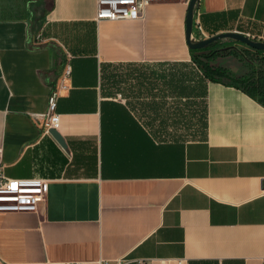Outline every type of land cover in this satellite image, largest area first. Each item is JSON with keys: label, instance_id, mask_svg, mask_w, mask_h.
Segmentation results:
<instances>
[{"label": "crops", "instance_id": "1", "mask_svg": "<svg viewBox=\"0 0 264 264\" xmlns=\"http://www.w3.org/2000/svg\"><path fill=\"white\" fill-rule=\"evenodd\" d=\"M32 4L0 15V160L46 180L48 199L0 213V264H264V106L203 80L188 4L119 21H97V0ZM226 32L264 42V0H198L194 39ZM183 65L203 87L202 133L161 139L156 125L197 117ZM52 93L66 148L44 128Z\"/></svg>", "mask_w": 264, "mask_h": 264}, {"label": "built area", "instance_id": "2", "mask_svg": "<svg viewBox=\"0 0 264 264\" xmlns=\"http://www.w3.org/2000/svg\"><path fill=\"white\" fill-rule=\"evenodd\" d=\"M190 0H97V21H119L140 19L145 8L154 3ZM70 69L67 68L66 75ZM57 94L48 98L45 130L57 129L59 115L56 113ZM4 165L0 160V213H37L48 199V182L38 178L14 179L3 174Z\"/></svg>", "mask_w": 264, "mask_h": 264}, {"label": "trees", "instance_id": "3", "mask_svg": "<svg viewBox=\"0 0 264 264\" xmlns=\"http://www.w3.org/2000/svg\"><path fill=\"white\" fill-rule=\"evenodd\" d=\"M43 1L44 13L47 14L53 8L54 0ZM253 40L256 41L255 39ZM231 43L241 46L243 50L241 52L235 49L229 50L227 47ZM190 52L192 61L198 68L204 81L234 87L264 106V51L250 48L233 39H221L202 49L190 50ZM245 52L261 59L263 67L251 69L244 75H236L229 68L217 63L219 58L231 55L238 57L243 62L245 57L248 56V54H244Z\"/></svg>", "mask_w": 264, "mask_h": 264}, {"label": "rangeland", "instance_id": "4", "mask_svg": "<svg viewBox=\"0 0 264 264\" xmlns=\"http://www.w3.org/2000/svg\"><path fill=\"white\" fill-rule=\"evenodd\" d=\"M32 2L33 4L29 6V10L32 11V13H34V15H37V12L39 13L38 9H37V4H35L37 2V0H0V15L5 16V15H14L15 13H22L25 11L26 9V5L27 3ZM229 50L235 49L241 52V50H243V48L235 43H231L228 47ZM244 52V51H243ZM244 54H248L247 52H245ZM228 57V56H227ZM236 59H239L238 57H235ZM226 65H230L231 67H235V64H232V62L229 60H226ZM237 62V60H236ZM241 64L243 65L242 67H244L248 72L251 69H260L263 67V63H261V59L256 58L255 56H252V54H248V56L245 57L244 61H240ZM181 71H185V75H186V93L187 95H193L194 93V87L196 86V90H197V117L196 119L189 114L188 112V116L187 119L184 120L183 123H180L181 126H178V123H174L173 120H171L169 123H166L165 126H160L157 127V125L153 128L156 132L157 137L161 138L163 137V139H168V140H172V139H181V140H194L197 137H199L202 133V127H203V121H202V111L203 109H201L200 107V100H199V96L200 94L203 92V87L200 84L199 81V74L197 71L192 70L190 68L189 65H183L181 67ZM187 102H189V100H187ZM177 102H174L173 100H171V106L172 109L174 107V105ZM203 105H204V100H203ZM202 105V106H203ZM171 119H173V117H175L174 115L176 114V112H174L173 110L171 111Z\"/></svg>", "mask_w": 264, "mask_h": 264}, {"label": "water", "instance_id": "5", "mask_svg": "<svg viewBox=\"0 0 264 264\" xmlns=\"http://www.w3.org/2000/svg\"><path fill=\"white\" fill-rule=\"evenodd\" d=\"M198 0H190L187 9V18H186V40L188 46L191 50L202 49L213 42H216L221 39H233L244 45H247L250 48L264 51V42L254 41L249 36L238 33V32H226L214 35L212 37L196 40L194 39L193 33V20H194V10ZM49 133L57 140V142L64 148H66V143L62 136L58 133L57 130L51 129Z\"/></svg>", "mask_w": 264, "mask_h": 264}]
</instances>
